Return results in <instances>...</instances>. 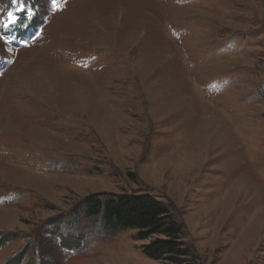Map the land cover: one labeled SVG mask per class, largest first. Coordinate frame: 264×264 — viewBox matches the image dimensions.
I'll return each mask as SVG.
<instances>
[{"label": "rangeland", "instance_id": "obj_1", "mask_svg": "<svg viewBox=\"0 0 264 264\" xmlns=\"http://www.w3.org/2000/svg\"><path fill=\"white\" fill-rule=\"evenodd\" d=\"M0 0V264H264V0ZM150 195L187 259L89 197Z\"/></svg>", "mask_w": 264, "mask_h": 264}, {"label": "trees", "instance_id": "obj_2", "mask_svg": "<svg viewBox=\"0 0 264 264\" xmlns=\"http://www.w3.org/2000/svg\"><path fill=\"white\" fill-rule=\"evenodd\" d=\"M83 209L88 216L102 215V221L110 231L134 228L139 238L148 240L147 257L157 261L179 263L190 256L184 242V230L169 206L150 195H118L108 199L89 197Z\"/></svg>", "mask_w": 264, "mask_h": 264}, {"label": "snow or ice", "instance_id": "obj_3", "mask_svg": "<svg viewBox=\"0 0 264 264\" xmlns=\"http://www.w3.org/2000/svg\"><path fill=\"white\" fill-rule=\"evenodd\" d=\"M12 4L16 5L15 12H24L27 11L29 15L32 14V7L29 6L27 0H12ZM53 10H61L64 5L58 2V0H52ZM17 21V16L13 11L7 13V19L0 21V24L6 29L10 25L15 24Z\"/></svg>", "mask_w": 264, "mask_h": 264}]
</instances>
